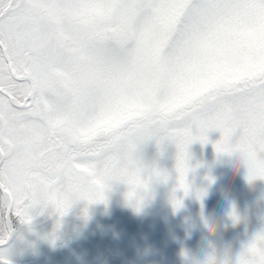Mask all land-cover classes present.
<instances>
[{
  "label": "snow or ice",
  "instance_id": "6c2138e0",
  "mask_svg": "<svg viewBox=\"0 0 264 264\" xmlns=\"http://www.w3.org/2000/svg\"><path fill=\"white\" fill-rule=\"evenodd\" d=\"M213 131L218 156L264 180V0H0V246L36 213L58 229L74 204L106 203L114 183L139 210L168 180L149 145L175 147L187 196L189 146ZM236 264H264V234Z\"/></svg>",
  "mask_w": 264,
  "mask_h": 264
},
{
  "label": "rangeland",
  "instance_id": "374dc122",
  "mask_svg": "<svg viewBox=\"0 0 264 264\" xmlns=\"http://www.w3.org/2000/svg\"><path fill=\"white\" fill-rule=\"evenodd\" d=\"M208 135L209 143L189 146L188 163L195 171L187 177L191 186L187 196L176 190L175 147L169 145L163 156H157L152 145L145 149L146 163L166 171L167 182L153 183L147 192H142L139 210L126 200L127 187L114 183L98 214L102 221L105 219L99 226L109 230L107 236L100 237L103 247L85 233L81 235L85 238L83 243L92 242L100 249L88 251L85 244H76L85 264H110L105 263V255L111 250L122 255L124 264H208L210 260L215 264H236L243 250L264 234V180L250 184L242 164L214 151L212 145L220 133L213 131ZM197 194H202V199H197ZM174 197L181 200L176 209L172 204ZM153 207L158 211L154 210L150 217ZM233 211L238 217L235 221ZM53 232L36 230L18 235L7 248H28L24 245L32 238L38 245L36 256L45 258L47 249L54 244L52 237H58Z\"/></svg>",
  "mask_w": 264,
  "mask_h": 264
},
{
  "label": "flooded vegetation",
  "instance_id": "af4514ba",
  "mask_svg": "<svg viewBox=\"0 0 264 264\" xmlns=\"http://www.w3.org/2000/svg\"><path fill=\"white\" fill-rule=\"evenodd\" d=\"M145 204L144 200L142 205ZM102 203L87 205L85 202H78L72 206L67 215H65L60 220V226L56 229L57 217L54 213L49 209L45 210L43 214L36 213L34 214L33 222L31 225H25L17 222L13 225L12 235L10 241L0 246V249L3 248L2 252L0 251V259H6L9 262L19 263V264H85L84 259L81 255V250L79 251L76 248L77 243L85 244V248L89 251V249H95L103 247L104 244H100V237L105 235L107 236L108 227L101 228V224H104L103 221L98 217V214L102 211ZM85 209H87V214L85 215ZM158 209V208H157ZM154 207L152 208V212H150L149 216L153 215L154 210H157ZM158 211V210H157ZM120 216H116L118 219ZM100 225V226H99ZM36 230H50L51 233L56 231L58 237L53 238V245L47 249V254L45 258L41 259L36 256L38 250V245L34 243L32 238H29V242L25 244V247L28 248H20V249H10V243L18 236L27 234L36 231ZM109 231V230H108ZM87 235L89 239L91 236L94 239L99 241L98 245H94V243H83L85 238L81 235ZM111 235V234H110ZM67 246L70 248L77 259L72 258L71 253L65 249H59L61 246ZM99 248V249H100ZM59 249V250H57ZM56 251V252H55ZM110 250H108L109 252ZM73 254V253H72ZM58 257H63V260ZM107 259V260H106ZM109 261V262H108ZM120 262L123 264L122 255H117L116 251H112L105 255V263L108 262L112 264L113 262ZM94 264H97L94 261Z\"/></svg>",
  "mask_w": 264,
  "mask_h": 264
},
{
  "label": "clouds",
  "instance_id": "9594fccd",
  "mask_svg": "<svg viewBox=\"0 0 264 264\" xmlns=\"http://www.w3.org/2000/svg\"><path fill=\"white\" fill-rule=\"evenodd\" d=\"M229 159L232 160L233 162L237 163V164H242L244 166V168L246 169V172L248 174V169L245 167V165L242 161L232 159V158H229ZM253 171H255V169H253ZM2 212H3V209L0 208V213H2ZM8 231H9V228H8L7 219L0 217V238L6 237L8 235Z\"/></svg>",
  "mask_w": 264,
  "mask_h": 264
},
{
  "label": "water",
  "instance_id": "95a60500",
  "mask_svg": "<svg viewBox=\"0 0 264 264\" xmlns=\"http://www.w3.org/2000/svg\"><path fill=\"white\" fill-rule=\"evenodd\" d=\"M11 239V238H10ZM10 241V240H9ZM8 241V242H9ZM7 242V243H8ZM59 249H65V250H67V251H69L70 253H71V256H72V258L74 259V257H75V254H74V252L70 249V248H68L67 246H61V247H59ZM59 249H57V250H59ZM56 252V251H55ZM73 253V254H72ZM74 256V257H73ZM75 259H77L76 257H75ZM9 262V261H8ZM9 264H19V263H14V262H9Z\"/></svg>",
  "mask_w": 264,
  "mask_h": 264
}]
</instances>
